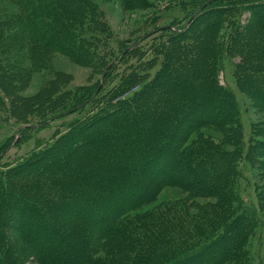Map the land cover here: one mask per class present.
Segmentation results:
<instances>
[{
  "label": "trees",
  "instance_id": "trees-1",
  "mask_svg": "<svg viewBox=\"0 0 264 264\" xmlns=\"http://www.w3.org/2000/svg\"><path fill=\"white\" fill-rule=\"evenodd\" d=\"M12 1L17 4L19 1L23 2L25 18L21 21V26L30 33H39L40 39H45L46 43L42 48L65 50L67 45L75 43L77 46L73 49L77 51L76 54L80 56V60L87 62L90 44L83 35L79 36L84 45L79 44L80 38L75 39L72 32V24L83 14L81 2L77 8L72 7L68 0H56L58 7L54 0H32L31 5L28 0ZM232 1H200L186 16L185 23L168 22L158 26L154 32L127 40V43L114 37L113 41L118 42V48L109 53L93 85L73 90L57 108L36 123L19 126V139L29 138L33 131L47 126L51 120L71 117L65 124L71 126V129L52 145L35 151V154L32 153L13 168L0 167V264H175V260L178 264H194L206 254L208 258L198 264H204L205 261V264L249 263V253L238 252L248 229L246 225L236 224L240 216L244 217L241 212H235L232 215L233 221L227 225L229 228L232 224L235 225V235H238L234 242L236 246L232 252H217L215 258L211 256L214 252L205 251L213 242H225L227 227L221 228L215 235H206V241L198 243L190 251L180 252L175 245L178 237L175 235L177 222H173L170 231L171 235H175V240L173 238L165 243L160 215L155 218L143 210L137 218L123 217L152 201V196L167 185L181 188L193 197H219L221 212L224 213L229 208V200L231 199L230 204L233 202L234 193L230 190V184L235 180L233 177L236 178L238 170L237 164L229 160L228 151L220 149L212 136L201 140L200 132L194 142L192 140L188 143L190 134L199 125L228 124L231 106L234 103L238 106L236 95H229L217 78V67L211 68L215 63L218 64L223 53V42L219 41L216 47L212 41L213 36L205 39L208 46L204 39L189 46L194 57L192 60H198V65L194 67L195 73L199 71L202 74H192L198 78V82L193 84L189 81L188 85L197 86L200 84L199 79L205 80L208 85L203 88L201 97L206 99L204 103H213L216 110L208 109L207 106L203 108L201 100L197 101L187 94V85L174 86L183 81L178 82L175 78L171 84L167 83V65L173 59L176 62L178 59L188 58H179L184 56L177 53V49L184 46L177 43L169 50L166 49L168 46L164 48L165 45H162L164 40L171 41L182 36L195 19L217 5L228 11L225 16H232L233 21L227 22L230 24L229 28H247L243 21L246 17L242 11L243 4L239 0ZM98 22L109 34H113L104 15H98ZM259 25L257 22L253 25L258 32L254 35L258 40L257 50L260 51V57H263L264 25L261 28ZM6 29L12 36L21 34L19 16L13 25L0 23V33ZM221 32L224 35L223 28ZM153 33H158V40L161 38L163 43L143 46L144 39ZM234 37L236 45L239 40L236 34ZM17 39L19 38L12 40ZM225 41L230 44L228 36ZM158 48L166 50L161 53ZM159 53L163 55L164 62L153 74L152 61L157 59ZM183 60L177 61L176 65L179 67L175 66L173 74L183 67ZM260 63L264 72V60L259 61ZM186 64L190 67L193 65L189 60ZM243 69L250 71L248 67L239 65L236 70L243 73ZM187 70L190 73L191 68ZM116 78L117 82H113ZM242 83L239 80V86ZM171 85L174 86L175 93L169 91ZM131 87L133 93L124 95L131 91L126 90ZM183 93H186L189 105L197 106L196 110L189 112V108L184 109L186 100ZM261 97L264 99V93ZM222 103L225 106L228 104V111L219 110L218 106L222 109ZM179 106L181 109H178ZM191 113L193 117H189ZM174 122L177 124L175 129L172 128ZM34 125L36 126L33 127ZM92 129L96 133L83 135ZM231 136L230 130L225 133L227 143H231ZM198 139L211 145V149L204 148L206 144L203 145ZM59 144L61 153L55 156L50 150ZM7 148L8 146L5 149ZM131 155L138 159L132 160ZM140 155H144L145 162ZM174 157L176 162H173ZM128 165L130 168H141L143 173L146 169H151L152 175L157 176L155 184L151 181L148 187L147 179L138 178L133 169L125 176L123 169L126 170ZM223 168L220 174L219 169ZM186 170L201 173V177L188 179L184 174ZM205 177L214 184L207 183ZM224 187L225 189H221ZM79 188L84 189L86 194L77 195L75 191ZM96 199L100 201L97 203ZM55 208L62 211L66 209L77 217L73 216L71 220L65 221L55 219L48 215L49 210ZM87 222L98 227L97 230L89 229ZM7 228L14 229L13 233L18 240L7 233ZM89 230L93 233L90 239ZM74 232L79 233L73 234ZM100 238L104 240L103 246H100ZM55 239L69 246L54 247L50 241ZM19 242L23 248L19 247ZM99 248L102 252H99Z\"/></svg>",
  "mask_w": 264,
  "mask_h": 264
},
{
  "label": "rangeland",
  "instance_id": "rangeland-1",
  "mask_svg": "<svg viewBox=\"0 0 264 264\" xmlns=\"http://www.w3.org/2000/svg\"><path fill=\"white\" fill-rule=\"evenodd\" d=\"M31 1L28 0L29 5L32 4ZM68 1L72 7L76 6L78 8L79 2L82 4L83 14L72 24V32L75 34V39L80 38L79 35L87 38V42L90 44L87 62L80 60V56L76 54L77 51L73 49L74 46H77L75 43L67 45L65 50L52 49L51 47L47 48V50L42 48L43 44L45 46V39H40L39 33H30L21 26V21L25 18V12L22 10L23 2L19 1V4H17L12 0H0V23H6L7 26L9 24L13 25V22L19 16V27H22L21 34L12 36L7 29L0 33V151L8 146L7 149L0 153V167L13 168L17 166L20 161L25 160L29 155L35 154V151L37 152L44 147L52 145L71 129V126L65 125L71 118L67 117L51 120L47 126L33 131V135L29 138L23 137L19 139V134L17 135L19 126L24 127L36 123L44 115L57 108L73 90L91 86L95 83L101 73V66L107 61L109 53L118 48V42L113 41L114 37L127 43V40H134L138 36H144L158 26L168 24V22L179 21L178 23L181 22L183 24L194 5L204 0ZM54 2L55 6L58 7L59 4L56 0ZM232 2H235V0ZM239 2L243 4L242 11L246 14L243 21L248 26L247 28L241 27L242 29L238 28L235 30L232 27L229 28L230 24L227 22L233 21L232 16H225L228 11L219 8L217 5V7L195 19L191 27L178 38L176 37L171 41L164 40L163 43L160 41L161 38L158 40L159 34L153 33L142 42L145 47L150 44L151 46H157L160 42L165 45L164 48L168 46L166 49H171V46L177 43L184 46L177 49V53L180 56H184L179 58L186 57L188 59H182L183 67L178 69V72L174 71V74L175 66L179 67V65H176L179 59L176 62L173 59L167 65L166 81L168 84H171L175 78H177L178 82L183 81V83L174 86L187 85V94L192 95L197 101L201 100L203 108L207 106L208 109L213 110H216L213 103H204L206 99L201 97L203 88L208 83L201 78L199 79L200 84L193 86V84L198 82V78L194 75H201L202 72L197 71L195 73L194 67L198 65V60H195V62L192 60L194 57L189 46L191 45L192 47L197 41L201 42L207 37L211 39L213 36L212 41L216 47L219 41L223 42V53L217 61L218 64L215 63L211 68L217 67V78L226 87L225 89L229 95L232 97L236 95L238 106L234 103V106L232 105L230 108L228 117L230 124L224 122L220 125H199L190 134L188 143L192 140L194 142L197 133L200 132L201 140L206 139L207 136H212L220 149L228 151L229 160H233L234 164H237L238 170L236 178L233 177L235 180L230 184V190L234 193L233 202L230 204L231 199L229 200V208L224 213L221 212L219 197H193L181 188L167 185L152 196V201L145 203L141 208H136L124 214L123 217L137 218V216L142 214L143 210L149 216L152 215L155 218H159L160 215V227L163 230L164 242L167 243L175 235H178L177 239L175 240L174 238V240L177 242L175 245L180 252L190 251V248L206 241V235H215L218 230L220 231L221 228L227 227L225 242H213V245L205 251L214 252L211 256L215 258L218 254L217 252H232V249L236 246L234 242H236L235 239L238 238V235H235V225L232 224L230 228L227 225L233 221L232 215L235 212H241L244 217L240 216L236 224L246 225L248 234L244 235L240 251L238 252L249 253L248 264H264V99L261 97L264 93V72L260 68L261 63L259 64V61L262 62L264 60V56L260 57V51L257 50L258 40L254 35L257 32V27L253 26L256 25V22L260 24L259 28L264 25V0H239ZM244 3L250 5L245 6ZM99 14L106 17L113 34H109L107 29L99 24ZM222 28L225 32L224 35L221 32ZM231 30H233V33H231ZM39 32L42 34L41 31ZM235 34L239 40L237 42L238 45L234 43ZM227 36L230 44H226L225 39ZM14 38L19 39L14 41L12 40ZM232 42L233 45H231ZM205 43H207L206 40ZM79 44L84 45L81 38ZM208 45L209 43H207ZM164 48H158V51L162 53L166 50ZM152 52L154 53V51ZM161 53H159L157 59L152 61L151 73L153 74L155 70L163 65L164 61L162 62L163 55ZM148 57L146 56L145 58ZM188 60L193 64L192 67L187 66ZM238 65L243 68L248 67L250 71L243 69V73H241L236 70ZM187 68H191V74ZM117 80L118 78L114 79L113 82H117ZM239 80L243 82L240 86L238 84ZM189 81L193 83L192 86L191 84L188 85ZM174 86L169 91L175 93ZM128 89H131V91L124 95L133 93L132 87L126 90ZM183 94L186 100L187 95L186 93ZM185 106H183L184 109L189 108V112L197 109V106L189 105L187 100ZM190 106L193 108H190ZM227 106L228 104L226 106L223 104L222 109L219 106L218 108L222 111L223 109L228 111L229 107ZM178 109H181V107L179 106ZM189 117H193L192 113ZM176 127L177 124L174 122L172 128L175 129ZM229 130L232 132L231 143H227L224 138L225 133ZM91 133L94 134L96 132L92 129L88 133H83V135L89 136ZM198 140L203 145L206 144L200 139ZM59 146L60 144L52 148L50 152L55 156L60 155L61 148ZM204 148L211 149V145L206 144ZM140 157L142 161L145 158L144 155H140ZM131 158L132 160L138 159L133 155H131ZM176 161L177 159L174 157L173 162ZM182 162L184 163V161ZM224 168L222 170L219 169L220 174ZM131 169L136 172L138 178L147 179L148 187L151 181L154 183L157 180V176L152 175L153 171L151 169L148 168L143 173L140 171L141 168L135 169L133 166L130 168V165H128L126 170L123 169L124 175H129ZM123 171L121 170V173ZM192 172L186 170L184 173L186 178L201 177V173ZM205 178L207 183L210 185L214 184L208 177ZM221 189H225V187ZM75 193L77 195L86 194L85 190L81 188L77 189ZM99 201V199H96L97 203ZM171 202H175V204H171ZM65 210L51 209L48 215L61 221L71 220V218H74L73 216H76ZM220 212L222 213L221 218L219 216ZM173 222H177L175 235L170 233L173 228L171 226ZM87 223L89 229L97 230L98 227L94 226V228L92 223ZM196 223L197 225H195ZM59 227L62 226L60 225ZM13 230V228H7V233L12 237L15 236V239L18 240ZM144 230H146L145 227ZM75 233L79 232H74L73 234ZM88 233V239H90L93 235L92 230H89ZM99 242L102 243L100 246H103L104 240L100 238ZM183 242L184 246H182ZM50 243L54 247L69 246L62 241L57 242L56 239L50 241ZM19 247L23 248L20 242ZM175 248H172V250ZM13 250L16 251L15 249ZM100 250L99 252H102V249ZM235 252H237V249ZM207 256L208 254L204 255L201 259L195 261L194 264L207 259ZM190 262L191 259L189 260ZM178 263L175 260V264Z\"/></svg>",
  "mask_w": 264,
  "mask_h": 264
},
{
  "label": "water",
  "instance_id": "water-1",
  "mask_svg": "<svg viewBox=\"0 0 264 264\" xmlns=\"http://www.w3.org/2000/svg\"><path fill=\"white\" fill-rule=\"evenodd\" d=\"M36 125H34L33 127H35Z\"/></svg>",
  "mask_w": 264,
  "mask_h": 264
}]
</instances>
